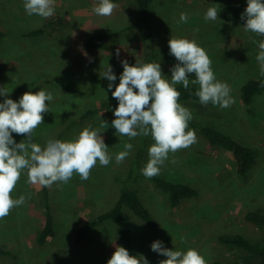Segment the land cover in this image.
Returning <instances> with one entry per match:
<instances>
[{
	"label": "rangeland",
	"instance_id": "rangeland-1",
	"mask_svg": "<svg viewBox=\"0 0 264 264\" xmlns=\"http://www.w3.org/2000/svg\"><path fill=\"white\" fill-rule=\"evenodd\" d=\"M23 3L24 0H0V89L8 92L7 96H0V103L6 98L18 102L29 91L50 92L53 99L47 102L49 112L43 114V124L34 130L32 142L43 147L49 139L71 141L83 128L91 126L101 133L111 160L107 166L97 161L88 180L74 174L68 183H54L48 188L55 235L44 245L37 242L45 221L41 187L28 183L25 170L11 195L13 199L23 195L26 202L10 211V220L8 216L0 219V247L11 253L0 255V264H107L117 246L115 223H101L89 230L80 243H75L74 237L76 230L92 217L114 206L136 152L144 147L141 172L149 159L148 149L154 143L150 135L129 139L116 133L111 125L116 107L102 109L118 102L111 92L119 83L123 65L111 59L126 60L129 66L138 60L136 49L140 47V38L125 30L137 18V6L132 0H121L115 3L117 7L111 16L103 17L93 12L99 0H55L54 15L42 18L29 16ZM246 6L247 0H156L153 6L150 29L157 48L156 63H160L162 74L170 79L171 69L178 63L170 54L168 40H194L206 50L217 80L230 86V95L235 100L226 109L197 101L181 105L191 111L193 121L213 126L251 147L255 165L247 178H242L231 153L210 146L188 125L195 130L198 142L169 153L158 177L190 185L198 196L170 207L167 194L150 179L138 176L129 184L138 191L156 221L155 229H150L124 210L133 226V254L142 255L148 264H160L167 259L151 250V244L157 240L169 250L195 249L211 264L214 260L228 262L236 257L217 241L220 235L241 234L255 242L262 238L263 232L244 219L251 210L264 214V92L254 97L249 113L239 90L248 79L264 75L256 60L260 37L245 31L247 17L241 19ZM210 7L219 8L215 21L204 19ZM181 13L187 14V23L179 22ZM40 29L42 34L28 36L29 32ZM98 31L113 33V42L106 51L87 56L85 41ZM226 39L241 42L226 43L228 46L224 48ZM107 64L116 76L115 81L100 76ZM188 77L191 81L195 74ZM88 110L96 112L81 118ZM101 120L107 122L106 129L101 128ZM12 137L16 143L27 139L16 133ZM126 143H131L133 148L117 164L115 156L125 150ZM14 229L15 239L2 245L7 241L4 232Z\"/></svg>",
	"mask_w": 264,
	"mask_h": 264
},
{
	"label": "clouds",
	"instance_id": "clouds-1",
	"mask_svg": "<svg viewBox=\"0 0 264 264\" xmlns=\"http://www.w3.org/2000/svg\"><path fill=\"white\" fill-rule=\"evenodd\" d=\"M54 6L55 0H24L23 3L29 16L42 18L53 16ZM116 7L112 0H99L93 12L109 17ZM218 11L217 7L208 8L204 19L217 20ZM244 17H247L245 31L264 36L262 0H247L241 19ZM187 21V14L181 13L179 22ZM168 47L170 54L178 61L171 69L170 79L162 74L160 63L129 66L126 60H121L123 72L118 85L111 92L118 101L113 111L115 119L111 122L116 133L129 139L150 135L154 140L148 149L149 159L141 169L148 179L160 174V166L168 159L169 153L187 149L198 142L195 130L188 127L193 119L192 113L178 102L180 92L175 85L182 84L188 89L190 83L198 84L199 90L195 95L203 105L211 103L226 109L235 103L230 95V86L217 80L212 60L196 41L173 38L168 40ZM259 49L256 60L260 64L261 74H264V42L259 43ZM116 55L119 56V50ZM191 73L195 74V79L190 81L188 74ZM100 76L108 81L116 80L108 64ZM108 88H112L111 83ZM7 94L6 90L0 89V96ZM52 99L50 92L39 90L23 93L18 102L6 98L0 103V219L26 202L23 195L18 199H13L11 195L25 170L28 183L50 188L54 183H68L74 174L79 175L81 180H88L97 161L101 166L110 163L108 146L101 133L91 126L83 128L71 141L49 139L43 147L32 142L34 130L43 124V114L49 112L47 102ZM101 121V128L106 129L107 122ZM12 133L25 135L27 139L16 143ZM132 148L131 143L124 144L125 150L115 156L117 164L128 157ZM151 250L167 257L160 264H207L205 258L192 248L185 252L169 250L163 247L162 241L157 240L151 244ZM107 264H148V261L142 255L132 256L124 247L115 246Z\"/></svg>",
	"mask_w": 264,
	"mask_h": 264
},
{
	"label": "trees",
	"instance_id": "trees-1",
	"mask_svg": "<svg viewBox=\"0 0 264 264\" xmlns=\"http://www.w3.org/2000/svg\"><path fill=\"white\" fill-rule=\"evenodd\" d=\"M121 0H112L113 3ZM135 2L138 10L137 18L125 27L126 31L134 32L140 38V47L136 49L139 52L136 64L152 63L157 60V50L155 49V39L150 29V20L153 6L156 0H132ZM43 30H36L28 33V36H38ZM2 36L0 32V37ZM260 37V43L264 42V36ZM113 33H97L89 36L85 41L84 53L93 57L108 49L109 43L113 41ZM241 42L240 39H226L223 44ZM222 44V45H223ZM226 45L224 48H226ZM177 91L180 92L178 102L184 103L188 101H197L199 98L195 92L199 87L190 83L189 88L185 89L182 84L175 85ZM240 98L242 103L247 107V111L251 112V105L254 97L264 92V75L258 78H251L239 86ZM212 105L211 103H209ZM118 106V102L104 105L102 109H112ZM95 110H88L82 114L81 118H86ZM189 126L196 129L199 135L210 145L221 148L231 153L237 163V173L242 178H247L249 172L255 165V154L251 147L245 146L230 135L214 128L210 125L200 124L191 120ZM144 147L142 146L136 152L134 163L130 167L128 177L119 193L118 199L114 206L108 211L92 217L84 226L78 228L75 232L74 241L80 243L85 234L105 221H111L118 228L117 246H122L128 250L129 254L135 256L132 251L131 233L133 226L124 210H128L139 218L150 229H155L156 221L141 201L138 191L132 189L129 184L136 181L138 176H143L139 171L140 161L143 157ZM155 187L167 194L170 207L178 206L183 200L193 199L198 196L195 188L184 183H176L162 177H153L150 179ZM42 201L45 208V221L42 230L37 235V242L44 245L50 238L55 235L54 220L50 210L48 188H41ZM245 221L251 223L258 230L263 232L260 241H252L241 234L220 235L217 241L225 246L228 250L236 254L235 259L223 262L214 260L211 264H264V214L257 210L248 211L244 217ZM0 255H11V253L0 247Z\"/></svg>",
	"mask_w": 264,
	"mask_h": 264
},
{
	"label": "crops",
	"instance_id": "crops-1",
	"mask_svg": "<svg viewBox=\"0 0 264 264\" xmlns=\"http://www.w3.org/2000/svg\"><path fill=\"white\" fill-rule=\"evenodd\" d=\"M97 33H102V32L101 31H98ZM97 33H94V34H97ZM155 49L157 50L156 47H155ZM111 60H113V61L115 60V64H120L121 65V59H117V58L116 59H113L112 58ZM184 103H186V102H184ZM181 104H183V103H181ZM8 220H10V216H8ZM8 232H10V233L4 232L5 234H4V237L3 238H5L7 241H5V244L2 243V245L10 244V242H12L13 239H15V234H14L15 233V229H14V232H12V231H8Z\"/></svg>",
	"mask_w": 264,
	"mask_h": 264
}]
</instances>
